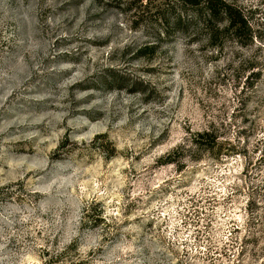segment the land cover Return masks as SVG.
I'll use <instances>...</instances> for the list:
<instances>
[{"label": "rangeland", "instance_id": "obj_1", "mask_svg": "<svg viewBox=\"0 0 264 264\" xmlns=\"http://www.w3.org/2000/svg\"><path fill=\"white\" fill-rule=\"evenodd\" d=\"M225 1L0 0V264H264V0Z\"/></svg>", "mask_w": 264, "mask_h": 264}, {"label": "trees", "instance_id": "obj_2", "mask_svg": "<svg viewBox=\"0 0 264 264\" xmlns=\"http://www.w3.org/2000/svg\"><path fill=\"white\" fill-rule=\"evenodd\" d=\"M183 5L191 7L202 6L205 9V14L208 19L218 22L225 20L227 27L236 31L245 25L240 13L233 11L232 6L225 0H177ZM216 141V135L209 127L200 132L193 134L188 138L189 145L201 150H212L213 144Z\"/></svg>", "mask_w": 264, "mask_h": 264}]
</instances>
